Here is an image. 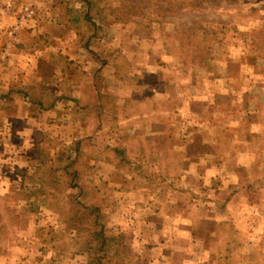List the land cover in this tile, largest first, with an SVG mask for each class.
<instances>
[{"label": "rangeland", "instance_id": "1", "mask_svg": "<svg viewBox=\"0 0 264 264\" xmlns=\"http://www.w3.org/2000/svg\"><path fill=\"white\" fill-rule=\"evenodd\" d=\"M127 1L137 14L126 22H116L120 0L94 5L103 30L87 48V25L67 13L80 10L79 0H0V18L9 20L0 28V68L15 55L0 69V92L15 88L12 99L0 98V264H87L58 208L23 207L28 190L56 176L61 142L94 132L98 122L85 130L80 105L98 82L118 105L106 103L83 178L104 197L111 259L264 264V0ZM66 42L55 58H42L44 47ZM109 53L129 66L123 80L109 71ZM29 87L45 101L52 91L68 98L38 113L18 92ZM118 143L148 153L150 177L103 151Z\"/></svg>", "mask_w": 264, "mask_h": 264}, {"label": "trees", "instance_id": "2", "mask_svg": "<svg viewBox=\"0 0 264 264\" xmlns=\"http://www.w3.org/2000/svg\"><path fill=\"white\" fill-rule=\"evenodd\" d=\"M120 2V14L117 15L116 22H126L124 21V15H126V17L129 16V14L135 15L137 11L132 10L134 7H129L127 0H120ZM139 2L144 6H148L150 0H139ZM95 4H104V0H79V11L75 12L74 7L67 9L70 21L87 25L89 35L86 42L83 41L87 48L94 39L99 37L100 32L103 30L101 24L95 21L93 11ZM105 56L106 60H104L108 63L109 71L114 76L118 77L119 80H123L127 76L129 70V66L125 63L123 56L113 53H109ZM53 57L55 58V56ZM64 59V57L58 58L61 63ZM102 68L103 66L100 67V69ZM134 78L138 79V76L136 75ZM99 84L98 82L95 85L97 88L95 95H92L88 102L81 103L80 105L82 109V122L85 130L90 128V125H96V122H98L94 132H103L104 128L102 123L107 118V105L108 107L114 106L115 109L117 107L116 105H118L114 104L113 101L111 102L105 99L104 93L101 92V84ZM130 84H133V81H131ZM32 89L33 87H29L19 92L25 98L28 97L29 101L34 104L38 113L53 109L57 106L58 102L64 100V98H68L59 95L56 91H52V99L45 101V94L43 95V92H41L42 95H34ZM71 99L79 102L76 98ZM115 117L114 119H116ZM94 132L92 134H94ZM92 134L89 136L84 135L86 137L76 134L68 139L69 142L68 140L61 142H65V145L57 149L55 153L56 158L53 161L56 176L43 179L40 182L39 189L28 190L30 196L26 198L27 202L23 207V211L25 213L36 214L45 206L58 208L66 224V232L70 238L71 244L75 247L74 253L81 254L88 252L87 264H122V262L128 261V257L125 256L126 258H124L119 255L120 252L117 260H112L110 257L112 240L107 232V225L103 221L105 217L104 197L101 196L102 194H100L97 187H91L90 182L83 178L85 174V169L83 167L84 159L90 156L89 152L94 146L91 141L92 137H94ZM104 148L103 151H109L108 156L118 159L120 164L129 172L135 171L142 177H150L152 172H154V170L150 171L144 169L147 167L145 160L149 157L148 153H142V155L136 156L137 153L134 152L130 144L118 143L115 146L108 144ZM262 185L263 183H259L260 187ZM57 186L62 190L61 192L60 190L57 192ZM250 187H254V184L252 186H247V188ZM61 194L63 197L60 200L58 197L59 195L61 196ZM221 203L225 204L226 201ZM90 246L92 247L91 250L89 249ZM53 248L55 247H51L50 249Z\"/></svg>", "mask_w": 264, "mask_h": 264}, {"label": "crops", "instance_id": "3", "mask_svg": "<svg viewBox=\"0 0 264 264\" xmlns=\"http://www.w3.org/2000/svg\"><path fill=\"white\" fill-rule=\"evenodd\" d=\"M5 9L6 8H3V3L0 5V12H4L5 11ZM8 11V10H7ZM8 22H9V20L8 19H5L4 17H1L0 18V28H6L5 27V25L6 24H8ZM58 22V21H57ZM42 24V22H40L39 21V24H38V26L37 27H39V25H41ZM58 24H60L59 22H58ZM9 26H11V25H9ZM19 30V29H18ZM16 32V31H15ZM20 33H21V31H17V35H18V40L17 39H15V41H19L20 40ZM1 35H2V31L0 30V37H1ZM10 37H12V36H10ZM10 37H8L9 38V41H10V39H11V41L13 40L12 38H10ZM17 38V37H16ZM57 38H59V37H57ZM74 39V37L71 39V42H72V40ZM69 42V41H68ZM68 42H66V44L62 47V48H60V49H53L50 45H49V47L47 48V46L46 47H44V49H48V51L47 52H43V54H45L44 55V57H42V58H45L46 56H48V58H51L53 55H56L57 53H59V52H62V51H64L65 49L64 48H67L68 47ZM11 48L10 49H8L6 52H4L3 54L4 55H2V57H3V61L4 60H6V58H8L9 57V55H10V53H11ZM14 57H15V55L13 54V56L11 57V59H9V60H7V64L5 65V64H3L4 66L3 67H1L0 69H1V71L3 72V70H5V69H7L6 67H8V66H10V62L12 63V61H15L14 60ZM41 58V57H40ZM37 59V58H36ZM3 85H4V83H2ZM0 88H2V87H0ZM1 90H3V89H1ZM8 93H5L6 91H2V92H0V98H5V96H7V95H10V98H11V93H14V91H15V88L14 89H12V90H10V89H8ZM19 92V91H18ZM12 99V98H11ZM16 101H12V100H10V102H9V104H7V106H5V108H6V110L8 109V111H11L12 113H13V110L16 108ZM7 118V117H6ZM26 119V118H25ZM6 122V121H5Z\"/></svg>", "mask_w": 264, "mask_h": 264}, {"label": "built area", "instance_id": "4", "mask_svg": "<svg viewBox=\"0 0 264 264\" xmlns=\"http://www.w3.org/2000/svg\"><path fill=\"white\" fill-rule=\"evenodd\" d=\"M30 8V7H29ZM29 8H26V10H29Z\"/></svg>", "mask_w": 264, "mask_h": 264}]
</instances>
